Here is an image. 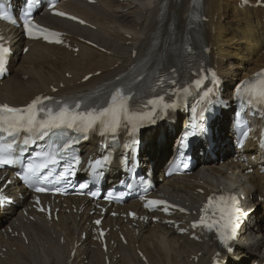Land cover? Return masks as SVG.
Here are the masks:
<instances>
[{
    "label": "bare ground",
    "instance_id": "1",
    "mask_svg": "<svg viewBox=\"0 0 264 264\" xmlns=\"http://www.w3.org/2000/svg\"><path fill=\"white\" fill-rule=\"evenodd\" d=\"M192 1L94 0L88 4L71 0L62 8L83 24L48 14L37 16L41 24L64 33L67 48L39 42L24 44L19 30L6 29L5 35H15L10 44L14 53L9 64L11 73L0 83V104L25 106L38 95L86 94L128 74L132 65L144 59L151 49L171 58L173 42H181L193 24ZM197 1H202L204 21L196 30L209 48V63L222 78L224 97L229 99L231 87L264 68V8L254 7L256 0H246L252 4L244 8L239 6L245 0ZM25 46L28 52L21 54ZM74 48L78 49L76 53ZM88 75L91 77L83 81ZM228 117L222 111L221 118L212 123L214 158L207 151L206 163L198 166L191 177L175 184L165 182L159 191L170 203L188 211V216L176 211L168 218L179 223L178 229H186V219L197 217L205 198L212 193L231 191L244 197L243 206L250 210L255 207V211L238 241L231 245L234 252H221L219 258L224 264L264 263V175L257 168L261 162L252 156L249 147L245 148L242 162H233L226 139ZM176 121L174 126L144 138L142 161H153L155 170L161 163V148L175 156ZM205 149V144H198L196 154L199 156ZM92 152L87 149L86 155ZM250 169L251 174L247 173ZM4 192L14 197L12 188L7 187ZM18 206L19 209L0 213V264H211L217 251L210 235L203 234L202 242L196 243L164 224L152 223L151 218L157 214L145 223L144 217L141 221H125L123 215L129 210L144 214L136 202L117 206L113 211L120 216L106 217L101 223L107 230L105 250L97 240V227L91 224L98 216H90L94 208L84 199L67 198L54 204L53 209H59L56 221L53 215L48 219L35 213L28 198ZM72 206L84 210L73 213Z\"/></svg>",
    "mask_w": 264,
    "mask_h": 264
},
{
    "label": "snow or ice",
    "instance_id": "2",
    "mask_svg": "<svg viewBox=\"0 0 264 264\" xmlns=\"http://www.w3.org/2000/svg\"><path fill=\"white\" fill-rule=\"evenodd\" d=\"M57 15H65L64 13H56ZM6 18V17H5ZM71 19H75L74 17H70ZM83 23V21H80ZM25 28L28 31V35L32 36L31 28L35 27V25H31L29 20H25L24 22ZM31 25V27H30ZM41 34L47 33L44 35L45 40H49V37H56L55 40L50 42L61 43L62 41L58 38L59 33L49 32L47 29H39ZM8 50L0 46V71L4 70L5 67V54ZM215 80V73L212 74ZM258 77H264V71L257 74ZM88 79V77H85ZM201 83L200 80L196 81V84L199 85ZM183 91L187 92L188 89L185 88ZM245 92L250 94L249 103H252L253 100H256L260 103H264V79H260L258 85H250L249 87L244 89ZM211 92V89L208 90ZM208 92H205V96L208 95ZM48 97H36L30 104L26 106L24 109L13 108L7 104L0 105V132H7L9 136L15 137L21 131L27 132L30 134H36L40 138L43 135L47 134L48 131L52 129L58 128H69L74 131L80 133H87L90 130H94L97 127V124L102 129L101 134L104 133H112L115 134L117 130L121 127L123 121L127 122V125H131V131L135 133L138 124L144 121H151L152 117L155 115V108H153L149 112H130L127 106V97L124 96L121 89L117 88L115 92L112 94V103L103 109L100 110H92L88 112H77L74 109H78L80 104L77 103L70 108L67 104L60 107L57 111H53L51 108L42 107L44 101L48 100ZM163 98H159L162 100ZM150 104L157 105L159 101L153 100L149 101ZM174 107V105L164 104L163 108ZM39 113H45L43 118H38ZM191 134V133H190ZM84 138H87L86 135ZM63 139V137H61ZM30 138L25 137L23 139V145L25 148L29 145ZM34 142V141H33ZM72 140H65L63 145H60L62 151H67L72 143ZM13 140L12 143L7 145H0V166L10 165L15 163L20 159V156H14L13 153L15 149L13 148ZM133 143H136L134 140ZM25 148L21 149V155ZM43 158L39 163H29L25 169L24 179L29 182H35L37 180H48V176H42L41 173L45 169H49L50 165H56L59 163L58 153L56 152H48L42 154ZM76 163H79V158L74 157ZM70 169L66 167L64 172L59 174V178H63L65 173H68ZM81 188L86 187V185L82 184ZM37 192H44L47 189L43 187H37L35 189ZM58 191V190H57ZM93 195H95L93 193ZM215 199L219 201H230L233 206L230 209H221V220L224 223H219L218 221L213 220L212 222H208L204 215L201 216L198 224L204 225L208 230H212L214 225H218L216 231L219 234V239L221 243L228 247L229 241L234 238L236 234V229L238 227V209L234 206L237 204V198L234 195H220ZM3 198L0 197V202H2ZM213 197H209L208 204L205 206L207 209L209 205L213 204ZM39 201H37L38 203ZM152 205L156 204H164L163 201H150ZM43 211V209H41ZM167 207L164 208V211H167ZM180 211H184V209H180ZM226 212V216H225ZM97 224L100 223L99 220L96 221ZM197 224L194 223L193 227H196ZM103 235V233H101ZM231 251V248H228Z\"/></svg>",
    "mask_w": 264,
    "mask_h": 264
}]
</instances>
